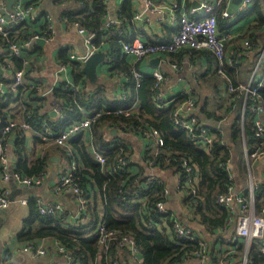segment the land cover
I'll use <instances>...</instances> for the list:
<instances>
[{"label":"trees","instance_id":"obj_1","mask_svg":"<svg viewBox=\"0 0 264 264\" xmlns=\"http://www.w3.org/2000/svg\"><path fill=\"white\" fill-rule=\"evenodd\" d=\"M54 2L65 5L63 15L68 23L77 22L88 32L95 33V44L98 45L105 38L106 33L102 29L103 23L100 22L104 12L102 0H54ZM262 2L264 4V0H256L250 9L254 12V18L249 28L264 25V16L261 14ZM132 10V0H124L119 7V14L128 18L131 16ZM19 25L8 29L7 36L0 34V48L4 49L7 43L18 41L12 36V31ZM132 38L133 36L128 39L131 40ZM117 39V37L107 38L109 45L107 58L112 63L113 70L122 64V67L118 69L127 72L131 63L128 64L125 58L121 57L119 48L115 43ZM185 49L190 50L183 48L179 51L183 52ZM37 51H39V47L36 44L32 51L24 52L21 57H35ZM201 53L207 54L205 51ZM258 53H256L257 56ZM60 56L64 58V54H60ZM8 60L16 69L21 68L22 58L10 56ZM63 63L65 62L63 61ZM70 63L73 67V82L76 84L85 83L87 80L81 72V65L75 62ZM223 65L222 71L224 73L234 69L230 68L227 63ZM260 75H263V71ZM127 85L129 95L125 100H108L107 93L99 88H94L88 100L86 95L72 93L65 90L62 85L54 88V96L65 100L64 114H66L67 121L80 118L78 106L92 109L99 108L100 104L106 103L107 107L111 109L109 113H104L92 124V139L85 140L83 136L78 135L70 141L69 147L63 149L41 143L35 134L37 155L29 160L28 151L24 146L23 132L18 128L15 129L13 152L17 161L13 168L14 171L22 172L27 176H35L38 175L37 172L46 169L47 165L51 163L52 156H64L69 166L70 163L75 164V169L72 172L73 177L82 189L85 198V192L88 188L87 198L89 199L86 208L87 218L84 223L80 221V218H75L74 223H67L65 219L55 215L41 216L37 211L35 199H30L28 201L29 214L22 221V227L16 235L17 240L20 242L37 239L55 240L66 253L71 255L73 264H119L122 258L125 259V255L115 246L103 253L100 261H96L99 254L97 226L99 223H104L106 229L123 230L133 239L140 249L143 264H201L198 260H192L194 257L190 255L193 251H201L199 245L201 241H206L208 246L204 264H228L230 257L226 254L224 240L229 236L228 229L230 226L227 224L229 215L224 207L216 203V200L219 195L227 193L231 187L236 186L235 180L229 177L231 171H225L220 166L226 158H230V154H235L240 185L244 188L246 166L243 161L239 124L242 106L240 96L228 103L229 105H226V99H223V106H226V116L230 118L227 136H223L220 129L207 125L209 127L208 134L213 137V142L207 152L203 145L191 141L185 131L172 122L171 117L174 108L186 98V95H177L168 107L158 109L153 102L154 80L152 77L143 76L137 84L130 81ZM259 94L264 103V86L259 90ZM18 98L19 95L14 97L11 93L0 97V145L6 142V134H1L2 123L9 118V111L13 110L12 107L10 108V104ZM200 104L198 99L196 106L199 107ZM131 107L136 108L129 115L115 112L118 108L130 109ZM230 112L233 114V118ZM244 117L246 123H244L243 134L247 151L251 152L257 146V141L253 135L251 116L246 112ZM40 119L41 117L32 121L33 128L40 122ZM197 120L199 124H204L198 116ZM107 127L117 128L122 132H129L130 129L135 130L138 127L158 131L163 137L164 144L155 152L153 148L148 147L143 155L144 162L151 164L158 172L169 169L171 175L180 180L183 185L181 199L192 210L196 221L203 226L205 231L203 235L184 223L182 217L175 212L168 210L167 214L163 216V221L159 219L160 214L155 211L154 204L161 198V188L155 183L148 186L141 193L139 199L135 198L132 201L123 199L126 195L125 192L130 193V190L124 186L131 173L127 171L114 175L107 174L106 167L115 163L119 153V148L110 149L105 140V136L110 135L104 131L107 130ZM137 134L140 133L137 132ZM120 147L125 150L129 149L126 140L124 144L120 143ZM93 149L105 154L103 169L95 160L92 153ZM181 159H185L188 165L192 167L191 185L184 184L186 176L180 163ZM138 172L141 175L144 174L142 168ZM191 190H194L195 193L191 194ZM263 205L261 202L258 203V207ZM174 218H178L182 224L192 229L194 241L175 243L172 221ZM186 253L187 256L184 259ZM250 253L256 264L264 262V256L259 254L256 244H253Z\"/></svg>","mask_w":264,"mask_h":264},{"label":"built area","instance_id":"obj_2","mask_svg":"<svg viewBox=\"0 0 264 264\" xmlns=\"http://www.w3.org/2000/svg\"><path fill=\"white\" fill-rule=\"evenodd\" d=\"M124 0H115V5L119 6ZM197 1V6H190L189 3ZM229 0H217V5L209 2V0H141L138 5L134 7L133 13L130 17L125 18L123 16L108 17L103 23V29L108 31L111 37H117L115 40L116 45L119 48L121 56H132L137 59H146L152 55H158L163 53H173L183 48H189L193 50H208L219 61V68L227 63L231 67H235L237 60L230 58L224 61L225 41L228 38L227 33H220L218 31V23L216 14L219 12L221 19L229 20L231 15L244 12L248 5L253 0H241L236 6L233 13L227 10V4ZM109 0H102L103 5L108 3ZM223 5V8H220ZM6 1H0V34L7 36L8 29H11L25 20H27L32 12L33 5H22L19 0H15L8 15H3L1 10L5 9ZM128 25V29H122L123 24ZM76 34L82 37V42L85 46L83 53H75L70 51L67 55L70 60L77 63H84L87 58L94 52L98 51V47L93 43L95 40V33L88 32L81 27L77 22L71 24ZM171 29V32L166 35L163 34V30ZM53 22L50 15H46V25L43 31L34 32L22 41L9 42L7 46L0 50L5 51L6 56L0 61V68L6 73V78L0 82V97L6 93V88L10 87L16 90L21 84L24 77L22 69H16L14 65L8 60L10 56H18L22 51L31 50L34 48V44L42 40L49 42L53 38ZM133 35V38H128ZM158 34L153 37V40H149L145 37L147 35ZM127 37V38H124ZM244 47H248V41L243 42ZM233 56L235 54L233 53ZM263 52L259 55V65L263 63ZM172 69H177L176 63H171ZM65 64H58L56 75H59L65 70ZM220 70V69H219ZM134 79H139V72L131 69ZM117 76L121 79H127V72L117 71ZM150 76L154 80L153 85V102L158 109L166 108L169 106L172 100L168 99L163 93V84L166 81L164 73L160 69H154ZM63 88L78 92V88L71 82L65 81ZM264 86V73L256 79H251L248 84H237L235 86L228 85L227 96L225 104L229 105L233 100L238 98L241 94H244L245 109L249 113L253 124V135L257 141V146L248 152L245 150V156L248 159L250 165L258 161L264 156V103L260 97L259 90ZM42 89L38 86L35 87L36 97L45 96L52 90H47L42 95L40 92ZM128 93V88H124L122 85L121 94ZM39 95V96H38ZM196 102L192 97L187 96L181 101L172 112V122L175 126L184 130L188 138L196 144H201L208 152L209 147L213 142V137L208 134V126L200 125L195 115ZM63 107L61 104L54 102L51 110L59 118L61 125L56 126L57 122H50L46 119L37 123L36 127H32V121L36 119L35 114L29 111L26 115V119L22 122L17 120H7L2 123L1 134H7L12 130L20 128L23 133L34 131L40 141L46 143H53L60 147L66 145V142L73 137L83 133L85 130L91 129L93 123H95L101 115L109 113L111 109L93 108L79 110L82 113V117L79 120L67 121L63 113ZM118 114L129 115V109H117ZM244 116L241 115V121ZM1 124V121H0ZM139 132L140 134H137ZM129 133L141 136L143 138L153 139L155 145L159 148L163 146V137L155 129H144L141 127L130 129ZM119 148V153L115 163L106 167V172L109 175L118 173H124L129 171V166L132 163L131 155L123 147H120V143L114 145L113 149ZM7 146L0 145V210L7 208L11 203L25 206L28 204L26 198H10L9 190L4 186V183L10 179L14 181L18 186L24 188H35L41 184V176H27L22 172L14 171L9 168L7 158ZM95 160L100 166L105 165L104 153L92 151ZM181 166L184 170L186 178H184L185 185H191L192 183V167L188 165L185 159L180 160ZM221 168L225 171L230 170V178H233L232 168L230 166V158H226L221 163ZM75 164L70 163L69 169L60 170L56 183L63 193H72L76 198L77 214L79 215L81 222L87 218V199L79 187V184L73 177V170ZM156 184L161 188V198L154 204V209L160 214V220L163 221V216L167 214V199L169 195V188L165 179L156 170H152L144 173H131L124 188H128L130 193L125 192L123 199H139L141 193L152 184ZM173 191L177 194H182L183 185L180 180L175 178ZM194 190H191V194H194ZM262 196H264V188L262 189L259 184L255 182L249 183L247 187V194H244L241 190L231 187L225 194H221L217 197L216 203L219 206L225 208L228 213L227 224L231 226V233L224 240L226 254L230 257L228 264H256L254 258L251 256V249L253 244H256L259 254L264 256V205L258 207V203L261 202ZM37 211L41 216H53L66 219L68 212L65 211L60 204L56 202H44L40 199H36ZM173 232L175 234V243L179 241H194L195 238L192 234V229L182 224L178 218L173 220ZM98 234V247L99 254L97 259L100 260L103 253H105L110 247L115 246L117 249L126 250L130 255L136 257L140 253L139 247L134 243L133 239L123 230L112 229L108 230L104 223H99L97 226ZM46 242L43 240L38 245H28L23 248V251H29L37 258L43 257L47 254L48 248ZM201 251H193L190 253L194 258L192 260H198L201 264H204L205 253L207 251L206 241L199 242ZM55 251L64 257L65 264H73V259L70 254L66 253L63 247L56 242ZM187 253L184 256L186 258ZM259 264H264L259 263Z\"/></svg>","mask_w":264,"mask_h":264},{"label":"crops","instance_id":"obj_3","mask_svg":"<svg viewBox=\"0 0 264 264\" xmlns=\"http://www.w3.org/2000/svg\"><path fill=\"white\" fill-rule=\"evenodd\" d=\"M140 1L141 0H132L133 10ZM240 1L241 0H229L227 10L230 13H233ZM255 1L256 0H253L244 12L231 15L229 20L221 19L219 17V12L216 14L218 31L220 33L228 34V38L225 41L223 60L227 61L230 58L237 60L235 67L229 66L234 69L229 70V72H227L228 74L222 71L224 65L219 68L218 59L210 51H193V49H185L183 52H180V50L173 53L152 55L146 59H137L132 56H121L125 58L128 64L131 63V66L127 71L128 78L121 79L122 77L117 76V71L119 70L118 68L122 67V64L120 67L113 70V65L107 58V51L109 50L107 38L111 36L108 31L103 29L102 26L103 31L106 33L105 38H103L98 45L93 42L98 47V51L94 53L104 54V60L97 64L96 67L97 80L96 82L91 83L88 77L84 74L87 81L85 83L79 82L76 84L73 82V67L70 62H77L70 60L69 58L68 62L67 54L70 51L83 53L85 46L82 42V37L75 33L71 23H68L63 15L65 5L55 3L54 0H19L22 5H33L34 9L31 16L12 31L13 37L18 39V41H22L34 32L43 31L46 25V15H50L52 18L54 32L52 34L53 38L51 41L44 42V44H40L39 42L34 44V47L36 44L39 47V51L36 52L35 57H21L24 52H30L34 48L22 51L18 56H16L23 59L20 69L23 70L24 77L22 79V84L16 90L11 89L10 87L6 88V93L3 96L11 93L14 97H18L19 95V98L10 104V108L12 107L13 110L11 112L9 111V118L5 119L4 122L7 120H17L18 122H22L26 119L27 113L32 111L37 119L41 117L40 121L46 119L50 122H57L56 126L61 125L62 122L59 123V118H57L56 114L52 112L51 107L54 102H57L61 104L64 109L66 108L65 100L56 98L53 94L54 88L58 85L63 86L62 83L65 81L73 83L78 88V92L68 91L72 93H79L82 96L86 95L87 100L90 98V95H92L94 88H99L100 90L105 91L109 96L108 100H125L129 95V87L127 84L130 81H134L137 84L139 79L143 76L151 77L150 74L154 69H160L166 77L162 93L170 100H173L177 95L181 94L186 95V97H192L196 102L199 99L201 104L199 107H195L194 112L195 115L199 117L200 121L204 123L200 125H209L211 127H215L216 129H220L222 135L227 136L230 128V118L226 116V106H223V99H226L228 85L234 86L237 84H248L251 79L260 77L261 71L264 73V60L263 63L259 65V55L262 52L264 55V25L249 28V25L253 23L254 18V12L250 11V9L254 5ZM194 2L197 4H193ZM209 2L217 5V0H209ZM262 4L263 2L261 5ZM189 5L197 6L198 2L192 1ZM103 6L104 12L100 20L101 24L104 23L108 17H116L120 15L119 6L115 5V0H109V2ZM220 8L222 9L223 5H220ZM261 14L264 16V4L262 5ZM128 28L127 24L124 23L122 25V29ZM168 32L169 30L167 29L163 30L164 35ZM133 35L134 34L131 33L130 36ZM157 35L158 34H152V36L147 35L145 38L151 40ZM245 40L248 41V47H244L243 45ZM204 51L207 52V54L201 53ZM257 52H259L258 56L256 54ZM233 53L235 56H233ZM60 54H64V58H62ZM5 56V51L2 52L0 50V61ZM154 58H159L156 65L151 64V60ZM63 61L65 62L64 64L66 68L59 75H56L58 64L63 63ZM171 63H176L178 68L172 69L170 67ZM78 64H80L82 68L83 63ZM132 68L134 71L139 72V79H134L131 71ZM4 78H6V73L3 71V75H0V82ZM122 85L124 88H128V93L125 95L121 94ZM36 86L42 89L40 95L49 89L52 91H49V93L45 96L38 95L39 97H36ZM239 98L242 100L240 113L242 116H245L246 109L244 94H241ZM104 107H107L106 103L100 104L99 108ZM80 108L86 109L83 106H78V110ZM135 108L136 107H131L129 109L130 112ZM220 111L222 112V115H219ZM79 113V119H81L82 113L80 110ZM64 116L67 119L66 114H64ZM231 117L233 118L232 113ZM222 118L224 120L220 121ZM244 119L245 117L243 118V121L240 119L239 123L241 130L243 161L246 166L244 188L240 185L237 173V159L235 158L234 153L232 155L230 154V166L232 168L233 179L236 182L235 188L241 190L244 194H247V187L251 182L259 184L262 189L264 188V156L252 165H250L248 159L246 158L245 150L247 151V144L243 134V127L246 121H244ZM15 131L16 130H12L6 134V142L4 143V146H7L6 154L8 158V165L11 170H13L17 161V157L13 152L15 145ZM104 131L110 134L105 136V140L108 142L107 144L110 149H113L114 145L117 143L124 144L125 140L127 141L129 146L127 151L130 153L132 159V163L129 166V173H138L141 168L144 170V173L152 170L157 171V169H154L151 164L145 163L143 159L144 152L148 147L153 148L154 152L159 148L155 145L153 139L143 138L129 132H122L121 130L112 127H107V130ZM92 134L93 132L91 128L89 130H85L79 135L83 136L85 140H87L92 139ZM34 135L35 133L33 131L23 133L24 146L28 151L29 160H32L37 155ZM73 138H70L63 147L53 143H43L66 149V147H69V143ZM50 162L51 163L47 165L44 171L36 173L41 176V184L39 187H20L11 179L4 183V186L8 188L10 198H26L28 201L33 198L35 200L40 199L44 202H56L57 204H60L62 208L68 212V216L65 219L66 222L74 223V220L80 218L77 214L76 198L72 193L60 192L56 183L59 171L69 169L70 166L67 164L64 156H52ZM170 172L171 170L169 169L164 172H158L165 179L169 188V195L166 200L167 209L171 212L177 213L180 217H182L184 223L190 225L199 234L203 235L205 233L203 226L196 221L192 210H190L189 207L183 203L181 195L173 191L176 176L171 175ZM0 186H2V182L0 183ZM87 191L88 188L85 192L88 204L89 199L87 198ZM132 200L133 199H129L128 201ZM261 204H264V196H262ZM28 214V204L22 206L11 203L7 208L0 210V264H65L64 257L59 255L54 249L57 241L50 239H37L35 241L20 242L17 240L16 235L22 227V221L28 216ZM228 230L230 234L231 226ZM43 240L46 242V246L48 248L45 256L37 258L33 255V253L23 251L25 246L38 245ZM117 250L123 252L125 255V259L122 258V260L119 261V264H143L141 253L137 254L136 257H133V255H130L126 250ZM96 261L98 262L100 260L96 259Z\"/></svg>","mask_w":264,"mask_h":264},{"label":"water","instance_id":"obj_4","mask_svg":"<svg viewBox=\"0 0 264 264\" xmlns=\"http://www.w3.org/2000/svg\"><path fill=\"white\" fill-rule=\"evenodd\" d=\"M14 2H15V0H6L5 9L1 10V13L3 15H8V13L11 10ZM193 4H197V3L194 2ZM38 42L40 44H44V41H42V40H40ZM102 60H104V54L103 53H93L83 63V66L81 68V72L88 77V79L91 83H94L97 80L96 67H97V64H99ZM158 60H159V58L152 59L151 64L156 65ZM0 75H3V71L1 68H0Z\"/></svg>","mask_w":264,"mask_h":264},{"label":"rangeland","instance_id":"obj_5","mask_svg":"<svg viewBox=\"0 0 264 264\" xmlns=\"http://www.w3.org/2000/svg\"><path fill=\"white\" fill-rule=\"evenodd\" d=\"M219 115H222V112L220 111ZM224 119L222 118L220 121H223ZM167 170V169H166Z\"/></svg>","mask_w":264,"mask_h":264}]
</instances>
